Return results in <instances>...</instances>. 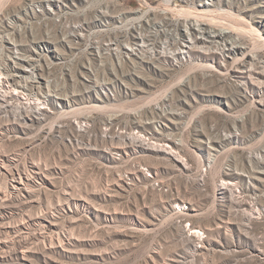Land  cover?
Wrapping results in <instances>:
<instances>
[{"label": "rangeland", "instance_id": "1", "mask_svg": "<svg viewBox=\"0 0 264 264\" xmlns=\"http://www.w3.org/2000/svg\"><path fill=\"white\" fill-rule=\"evenodd\" d=\"M209 2L0 0V264H264V0Z\"/></svg>", "mask_w": 264, "mask_h": 264}, {"label": "bare ground", "instance_id": "2", "mask_svg": "<svg viewBox=\"0 0 264 264\" xmlns=\"http://www.w3.org/2000/svg\"><path fill=\"white\" fill-rule=\"evenodd\" d=\"M205 1L210 4L211 2H209V1H212V0H205ZM188 31H189L188 39H187V42H185L183 44V46L186 47V48H188V49H191V50H192V47L194 46L193 42L195 41V38L196 37H200L201 38V37H204V35H207V34L209 36H216V34H217L214 30H208L206 28V25L204 23H201V22H199L197 20L195 22H193L192 24H189ZM196 31H197V33H199V36L196 35ZM220 32H221V34H223V33L226 32V30L221 29ZM223 49H227V51H228V49L229 50H236V49H238L239 52H242V53L245 52V48L242 47V46H239V45H231L229 47H226L225 46V47H223ZM185 52H186V50L182 47V48H180V51L179 52L178 51L172 52L171 57L172 56L178 57L180 55L181 58H182L184 56L183 54H185ZM187 52H189V51L187 50ZM250 56H252V59H253V57L254 58H257V55H254V54L253 55H250ZM260 62L264 65V60H261ZM201 66H203V65H201ZM208 66L213 67L212 65H208ZM2 75H3V72L0 70V79L3 78ZM4 91L0 90V96H3L4 94L7 93L6 90H4ZM33 103L35 105H33L31 102L28 103V104L27 103L26 104L23 103V104L20 105V107H19L20 110H21V117L20 118H22L24 121L30 120L31 119L30 118V115L31 116H34V115H39L40 116L42 114V109L43 108L40 106V104L35 103V102H33ZM79 127L82 128V126H79ZM133 140L136 141L137 148L139 147L141 151H143V150L144 151H146V150L156 151L157 150V151H163V152L165 151L167 154L171 155L172 158H174L177 162H179V163H181L183 165L186 164L185 161H183V158L179 154L175 153L173 151V149H171L168 145L167 146L166 145H162V146L157 145L156 146L155 142H151L150 139H148V138H146V137H144L142 135H139V136L134 137ZM31 179H33V178H31ZM25 181H26V179H25ZM22 185H24L23 179H20V180L18 179V181H15L11 186H9L10 187L9 190L11 192H15L16 190L21 189L23 187ZM222 188L223 189H226L227 188L226 183H223Z\"/></svg>", "mask_w": 264, "mask_h": 264}, {"label": "built area", "instance_id": "3", "mask_svg": "<svg viewBox=\"0 0 264 264\" xmlns=\"http://www.w3.org/2000/svg\"><path fill=\"white\" fill-rule=\"evenodd\" d=\"M183 1V0H182ZM203 235V233L200 235V236H202ZM200 236L198 237V238H200Z\"/></svg>", "mask_w": 264, "mask_h": 264}]
</instances>
